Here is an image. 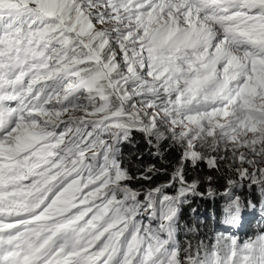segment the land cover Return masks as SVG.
<instances>
[{
    "label": "snow or ice",
    "instance_id": "snow-or-ice-1",
    "mask_svg": "<svg viewBox=\"0 0 264 264\" xmlns=\"http://www.w3.org/2000/svg\"><path fill=\"white\" fill-rule=\"evenodd\" d=\"M134 132L169 183L129 186ZM218 159L264 196V0H0V264H264V235L177 243L185 163Z\"/></svg>",
    "mask_w": 264,
    "mask_h": 264
},
{
    "label": "trees",
    "instance_id": "trees-1",
    "mask_svg": "<svg viewBox=\"0 0 264 264\" xmlns=\"http://www.w3.org/2000/svg\"><path fill=\"white\" fill-rule=\"evenodd\" d=\"M155 149L150 147L143 135L139 132H134L129 141L121 144V162L129 173L135 177H139L140 173L150 165H154L156 171L152 175L150 181L142 179H134L129 186L137 191H145L149 188H154L162 184L169 183L171 173L180 164V150L171 144L170 141L165 142L161 149V154L156 155ZM218 157L225 155L221 149L216 154ZM231 156V153H228ZM231 159L217 160L218 168H210L206 161H199L194 166L190 161L185 163L184 174L188 182L197 181V191L203 195H191L187 197L186 203L182 204L178 214L179 218V235L178 243L180 247L186 248L189 244L195 247L203 242L204 247L210 248L217 244L219 238L215 237L210 220H206L203 215L197 210L199 206H203L207 211L222 221L224 217L223 206L228 202V197L222 195L229 188L228 179L238 181V185L231 188L232 199L240 198L242 204L241 213H248L251 208L248 207V202L251 201L255 207H259L264 202V196L261 195L260 189L256 185H250L247 180L240 181L236 175ZM211 178V179H209ZM169 186L165 189L167 194L175 195L177 188ZM214 190L215 195L209 196L208 190ZM227 242V239L220 241L221 244Z\"/></svg>",
    "mask_w": 264,
    "mask_h": 264
},
{
    "label": "bare ground",
    "instance_id": "bare-ground-1",
    "mask_svg": "<svg viewBox=\"0 0 264 264\" xmlns=\"http://www.w3.org/2000/svg\"><path fill=\"white\" fill-rule=\"evenodd\" d=\"M206 220H210L211 224L214 223V226L212 228L213 232L215 233V237L220 238L223 234L224 237H234L238 240L239 243H243L247 241V238L243 235H238L236 233V230L234 228V224H226L224 223V217L222 218V221H219V219H216L213 217V215L210 213V211H207L203 206H199L197 209ZM228 229L231 231H228ZM264 232V227L260 224H253L251 228V234L250 239L253 238V236H259ZM249 239V240H250Z\"/></svg>",
    "mask_w": 264,
    "mask_h": 264
},
{
    "label": "rangeland",
    "instance_id": "rangeland-1",
    "mask_svg": "<svg viewBox=\"0 0 264 264\" xmlns=\"http://www.w3.org/2000/svg\"><path fill=\"white\" fill-rule=\"evenodd\" d=\"M224 193V192H223Z\"/></svg>",
    "mask_w": 264,
    "mask_h": 264
}]
</instances>
